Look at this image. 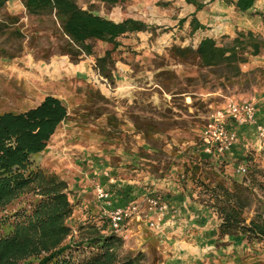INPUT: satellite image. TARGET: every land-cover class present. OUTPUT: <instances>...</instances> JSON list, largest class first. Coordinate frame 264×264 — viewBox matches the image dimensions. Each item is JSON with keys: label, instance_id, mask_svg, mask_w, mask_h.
<instances>
[{"label": "rangeland", "instance_id": "obj_1", "mask_svg": "<svg viewBox=\"0 0 264 264\" xmlns=\"http://www.w3.org/2000/svg\"><path fill=\"white\" fill-rule=\"evenodd\" d=\"M159 1L128 0L112 6L101 0H78L82 7H90L108 18L119 21L134 17L156 26L152 32L121 38L122 45L113 52L114 81L102 76L95 66L96 57L112 49V44L94 41L95 55H83L79 61H73L59 52L51 16L30 15L21 0L9 1L0 11V113L26 110L48 94L59 96L69 109L70 118L52 137L48 150L34 160L69 181L72 197L77 201L75 213L68 220L72 225L86 216L90 204H83V195L95 205V212H100L95 219L103 217L108 221L102 216V202L93 193L94 183L100 182L110 189L114 179L125 178L126 169L148 170L179 181L185 188L191 183V189L199 195L193 182L195 163L200 165L198 176L202 179L226 171L224 165L211 164L199 147L200 132L211 110L230 100L255 101V86H264V57L260 58L263 62L255 63L244 75L227 81L193 60L183 62L170 56L173 45L196 47L206 35L216 37L219 44L229 43L238 30H247L248 26L264 35L260 18L223 5L221 0H208L206 8L197 13L207 29L193 35L189 20L195 8L184 0L170 6ZM10 17H18V21L13 22ZM186 17L188 20L181 23L180 19ZM110 116L116 117V124L110 122ZM147 130L156 135L151 142L155 151L139 144L146 135L139 131ZM194 145L197 149H193ZM247 151L248 156L255 153L252 148ZM126 153L148 156L135 166L123 160ZM113 165L119 168L117 177L111 172ZM100 167L108 174L99 176V172H94ZM83 185L88 188L85 194L81 190ZM31 200L25 198L22 204L29 205ZM145 203L141 219L134 215L116 233L125 240V253L142 251L146 255L144 264H158V250L152 245L155 242L150 240V250L143 251V245L137 241L142 238L135 234L142 230L144 237H151L154 233L150 214L158 215L148 209L147 199ZM253 209L254 206L248 217ZM14 211L15 208L0 211V234L8 231L4 218ZM108 230L112 231L110 224Z\"/></svg>", "mask_w": 264, "mask_h": 264}, {"label": "trees", "instance_id": "obj_2", "mask_svg": "<svg viewBox=\"0 0 264 264\" xmlns=\"http://www.w3.org/2000/svg\"><path fill=\"white\" fill-rule=\"evenodd\" d=\"M9 1L0 0V11ZM21 1L30 15L53 18L59 52L73 61L83 55H95L94 41L112 44L113 48L95 61L100 74L111 81L113 52L122 45L121 38L156 28L139 18H108L90 7H82L78 0ZM101 1L114 6L128 0ZM174 1L177 0H160L159 4L170 6ZM184 1L195 8L189 20L191 34L206 30L207 25L197 13L208 0ZM221 1L264 22V9L257 7L258 0ZM10 18L18 21V17ZM187 20L182 18L180 22ZM262 53L264 35L254 29L238 30L227 44H219L216 37L206 35L196 47L175 44L170 48L172 58L193 60L227 81L244 75L241 65ZM69 118L67 105L54 94L46 95L26 110L0 113V211L15 208L4 218L8 231L0 234V264H144L145 253H125L124 238L109 231V222L103 217L101 221L95 219L100 214L95 212V205L88 206L82 222L70 224L77 201L72 197L69 181L34 160L47 150L54 134ZM109 119L117 123L115 116ZM145 134L149 137V132ZM198 166L194 164V188L199 200L212 207L221 219L219 237L244 234L249 241L264 240V170L253 157H246L247 173L241 180L225 178L222 171L202 179ZM25 198H32L29 205L22 204ZM253 206L252 216L248 217Z\"/></svg>", "mask_w": 264, "mask_h": 264}, {"label": "crops", "instance_id": "obj_3", "mask_svg": "<svg viewBox=\"0 0 264 264\" xmlns=\"http://www.w3.org/2000/svg\"><path fill=\"white\" fill-rule=\"evenodd\" d=\"M222 4L226 5L225 3ZM257 7L264 9V0H258ZM197 16L200 18L199 14ZM255 22L257 24V20ZM247 28L256 29L252 26ZM262 57H264V53L252 57L242 67V70L246 71L259 61L263 62L260 59ZM82 66L85 68L84 63ZM254 90L257 121L264 125V86H255ZM130 126L134 131L133 122L130 123ZM232 127L238 131L239 140L230 152L216 157L205 155L201 142L199 147L202 155L211 159V164L225 166L226 171L222 173L223 177L241 180L242 178L236 174L235 170L238 165L245 164L249 148L255 151V153H251L253 160L264 170V144L260 141L254 125H232ZM146 132H149V137L143 136L139 144L149 148V151H155V147L151 144L155 134L150 130L139 131L140 135ZM186 143L188 142L186 141ZM193 149H197V147L194 145ZM147 156L146 153H126L123 160L138 166L141 160H147ZM118 170L117 166H111V172L116 177L119 174ZM126 171L125 178L117 177L116 180L114 179L115 183L111 185L110 191L113 201L118 205H136L138 207V213L134 218L141 219V207L149 196H156L169 204V210L162 217L159 218L150 214V220H155L158 225L152 228L154 233L151 237H144L142 230L135 233L142 238H137V241L143 245V251L150 250V244L155 242L152 245L158 250V264H264V240L249 241L244 234L220 238L219 225L221 219L212 207L199 200V195L194 193L190 187L191 183L185 188L179 181L156 176L148 170L133 168L132 170L126 169ZM94 172H99V176L108 174V171L102 167L97 168ZM96 183L98 182L94 183V187ZM81 190L83 194L88 192V188L84 185ZM161 190L166 193H154ZM93 193L95 194L94 188ZM83 196V204L91 205L92 201L85 195Z\"/></svg>", "mask_w": 264, "mask_h": 264}, {"label": "built area", "instance_id": "obj_4", "mask_svg": "<svg viewBox=\"0 0 264 264\" xmlns=\"http://www.w3.org/2000/svg\"><path fill=\"white\" fill-rule=\"evenodd\" d=\"M254 125L257 135L264 144V125L257 121L256 102L250 100H230L219 108L211 110L207 122L200 132L202 150L206 155L220 157L230 152L239 140L238 131L232 125ZM236 171L245 175L247 166L240 164ZM95 195L102 202V216L108 219L113 231H119L124 222L138 213L136 205H114L110 189L98 182L94 187ZM149 209L154 211L158 217L169 210V204L161 201L156 196L147 198ZM152 227H157V222H150Z\"/></svg>", "mask_w": 264, "mask_h": 264}]
</instances>
